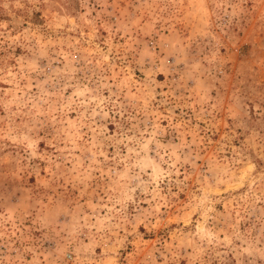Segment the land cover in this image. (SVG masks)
<instances>
[{"label": "rangeland", "instance_id": "obj_1", "mask_svg": "<svg viewBox=\"0 0 264 264\" xmlns=\"http://www.w3.org/2000/svg\"><path fill=\"white\" fill-rule=\"evenodd\" d=\"M0 264H264V0H0Z\"/></svg>", "mask_w": 264, "mask_h": 264}]
</instances>
